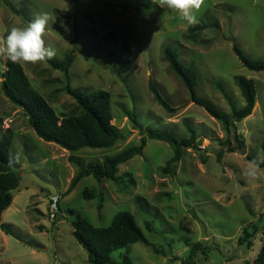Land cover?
I'll use <instances>...</instances> for the list:
<instances>
[{"label": "rangeland", "instance_id": "374dc122", "mask_svg": "<svg viewBox=\"0 0 264 264\" xmlns=\"http://www.w3.org/2000/svg\"><path fill=\"white\" fill-rule=\"evenodd\" d=\"M9 1L11 6L0 0V37L48 13L45 40L57 50L53 59L62 61L75 51L68 73L48 60L21 64L33 88L61 116L76 106L68 88L109 91L112 122L125 138L112 148L78 152L43 140L23 109L5 96L2 82L8 60L0 58V138L12 137L10 154L19 174L35 173L58 191L52 195L32 180L21 179L1 217L0 264H91L72 222L81 217L107 227L121 211L134 214L158 253L138 242L113 253L118 262L128 251L133 264H184L191 261V246L200 243L195 264L254 263L264 240V173L250 179L243 171L250 158L264 159V71L244 67L233 46L236 42L252 59H264V0H205L197 23L217 21L220 26H209L197 41L185 37L191 25L152 0ZM166 47L177 50L180 60L196 71L198 96L227 114L245 105L234 76L252 79L257 88L252 115L227 130L193 101L165 58ZM151 80L175 112L156 101ZM190 127L197 143L186 150L175 175L162 171L174 155L172 147L148 139L142 155L119 166L121 182L89 176L68 194L73 178L89 162H103L139 146L149 128L189 138ZM238 140H244L246 148L229 152ZM247 227L257 232L241 243Z\"/></svg>", "mask_w": 264, "mask_h": 264}, {"label": "trees", "instance_id": "16d2710c", "mask_svg": "<svg viewBox=\"0 0 264 264\" xmlns=\"http://www.w3.org/2000/svg\"><path fill=\"white\" fill-rule=\"evenodd\" d=\"M4 1L7 5L11 6L9 0ZM66 1L75 2V0ZM209 26L219 28L220 25L217 21L210 24L197 23L191 25L185 37L189 40L197 41L200 33ZM233 50L244 67L254 72L264 71V59H252L236 42H234ZM164 55L170 62L172 69L190 90L193 101L203 106L227 130L235 127L237 123L252 115L257 101V88L252 79L244 75L234 76L235 83L240 88L245 99V105L241 108L234 107L232 113L227 114L216 109L213 105L198 96L196 91V71L192 66L186 65L180 60L177 50L166 47ZM74 60L75 51L72 50L62 61L56 59L48 61L52 67L68 73ZM149 88L154 94L156 101L162 107L170 113L176 111L170 102L164 98L154 81L151 80L149 82ZM2 89L7 98L23 109L30 125L40 138L47 142L55 143L70 152H78L84 148H112L125 138L122 131L112 122V95L109 91H77L68 88L69 93L76 100V106L67 115L61 116L47 98L33 88L31 80L23 66L21 64H14L11 61H7V71L4 74ZM189 129L191 131L190 137L180 138L174 132L149 128L147 136L142 137L139 146H133L114 156H108L103 162H89L73 178L67 191L68 194L74 190L83 178L89 176H93L98 181L110 180L121 182V177L118 174L119 166L136 156L142 155L148 139L164 141L172 147L174 155L167 161L162 171L175 175L176 169L182 161L186 150L194 147L197 143L196 131L191 127ZM238 141L239 145L237 147H228L229 152H236L237 150H244L246 148L244 140ZM11 144L12 137L10 135H4L0 138V223L3 212L13 203V191L21 183V176L16 171L17 164L10 154ZM223 154V152H220L219 157L222 158ZM250 160L252 161L253 159L250 158ZM71 161L74 163L75 159L71 158ZM260 166L263 167L264 164L261 163ZM84 196L85 198H89L91 195L85 191ZM72 225L74 228L73 234L87 252L91 264H133L128 251L122 253L121 262L113 258V253L138 242L152 246L158 253V249L148 240L139 226L136 217L130 211L118 212L114 216L112 223L107 227L95 226L87 219L81 217L74 220ZM2 228L5 230L6 225L3 224ZM147 228L153 229L151 223H147ZM255 232H257L256 227L252 231H249V227H247L243 231V236L240 239L241 243L249 241ZM202 247L203 245L200 243L193 244L189 256L191 261L184 264H195L194 255ZM247 264H264V240L255 262H247Z\"/></svg>", "mask_w": 264, "mask_h": 264}, {"label": "clouds", "instance_id": "9594fccd", "mask_svg": "<svg viewBox=\"0 0 264 264\" xmlns=\"http://www.w3.org/2000/svg\"><path fill=\"white\" fill-rule=\"evenodd\" d=\"M161 9L176 13L179 18L189 25L198 22L197 13L202 9L205 0H152ZM50 20L48 13H41L34 20L23 27H12L5 37H0V58L14 64H37L46 62L57 56V50L46 44L45 35ZM253 159L243 171V175L250 179H258L264 169Z\"/></svg>", "mask_w": 264, "mask_h": 264}, {"label": "water", "instance_id": "95a60500", "mask_svg": "<svg viewBox=\"0 0 264 264\" xmlns=\"http://www.w3.org/2000/svg\"><path fill=\"white\" fill-rule=\"evenodd\" d=\"M21 179L23 180H32L37 185H39L42 189L50 191L52 195H56L58 193L57 187L51 183L45 182L35 173H21Z\"/></svg>", "mask_w": 264, "mask_h": 264}, {"label": "built area", "instance_id": "2783aa9c", "mask_svg": "<svg viewBox=\"0 0 264 264\" xmlns=\"http://www.w3.org/2000/svg\"><path fill=\"white\" fill-rule=\"evenodd\" d=\"M52 217L54 218V215H52Z\"/></svg>", "mask_w": 264, "mask_h": 264}]
</instances>
